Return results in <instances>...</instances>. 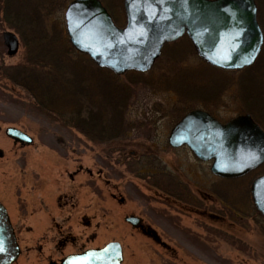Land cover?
I'll list each match as a JSON object with an SVG mask.
<instances>
[{
	"label": "rangeland",
	"instance_id": "1",
	"mask_svg": "<svg viewBox=\"0 0 264 264\" xmlns=\"http://www.w3.org/2000/svg\"><path fill=\"white\" fill-rule=\"evenodd\" d=\"M3 1L0 200L21 250L12 264H58L68 254L110 241L121 245V264H264V216L249 193L250 182L264 174V164L247 177L222 179L210 171V161L199 160L186 146L172 148L167 142L173 124L191 109L205 110L221 123L248 113L264 130V42L251 66L226 71L202 61L183 36L162 47L150 70L128 71L117 78L108 69L94 70L85 54L67 53L90 74L89 82L98 81L90 93L99 96L113 86L118 85L119 91L126 87V130L107 139L91 132L90 138L35 108L34 94L26 88L35 78L12 82L3 73L30 66L25 64L27 45L5 21ZM19 1L22 5L14 6L24 16L32 4L46 7L48 14L41 20L55 47H72L64 21V10L72 0L13 4ZM100 1L122 27L123 0ZM254 1L264 34V0ZM4 31L19 38L14 55L2 45ZM32 36L35 33H28L27 39ZM52 102L55 106L56 100ZM56 105L63 113L71 111L64 101ZM7 127L26 133L32 142L15 143L5 134ZM154 168L177 179L192 198L183 193L176 198L170 193L181 189L171 186L169 192L152 184L154 179L144 171ZM130 215L142 219L141 229L125 221Z\"/></svg>",
	"mask_w": 264,
	"mask_h": 264
},
{
	"label": "water",
	"instance_id": "2",
	"mask_svg": "<svg viewBox=\"0 0 264 264\" xmlns=\"http://www.w3.org/2000/svg\"><path fill=\"white\" fill-rule=\"evenodd\" d=\"M123 9L122 27L114 23L100 0H72L64 11L66 33L75 50L116 75L147 71L163 45L182 35L203 61L225 70L251 65L263 44L254 0H123ZM2 38L7 54L14 55L17 36L4 31ZM5 134L20 143L32 142L15 127H7ZM167 142L173 148L185 145L199 160L211 161L210 171L224 178L242 176L264 163V130L250 114L220 123L205 110H190L170 129ZM249 191L255 208L264 216V174L252 180ZM125 221L133 227L142 226L138 216H126ZM19 254L0 203V264H12ZM121 262V245L110 241L68 254L58 264Z\"/></svg>",
	"mask_w": 264,
	"mask_h": 264
},
{
	"label": "trees",
	"instance_id": "3",
	"mask_svg": "<svg viewBox=\"0 0 264 264\" xmlns=\"http://www.w3.org/2000/svg\"><path fill=\"white\" fill-rule=\"evenodd\" d=\"M3 2L2 11L5 21L19 33L23 44L27 45L28 51L25 58L27 61H25V64H30V66H27L29 70L19 65L15 67L14 72L6 69L3 73L12 82H21L22 79L27 77L35 78V80L32 79L34 83L26 88L31 94H34L35 108L37 110L40 109L47 118L58 121L64 126L76 128L86 136L94 132L96 137L100 139L115 138L122 134L128 126L123 118L126 110V87L124 91H119V86L116 85L104 95L100 92L99 96L93 92L90 93L89 88L91 89L92 86L98 87V81H94L95 79L90 80V82L94 81L90 84V74L85 73L82 68L80 70L79 66L75 65L76 61L71 60L69 55H67V53H72L73 51L77 53L71 46L65 49L62 48V50H58L55 47L54 37L48 35L45 31V22L43 25L41 20L42 17L45 18L48 14L45 12L46 7L32 4L28 16H24L20 10L15 8L17 5H22L20 4L21 1L18 2L19 4H13L12 0H4ZM53 2L54 0H52ZM11 3L12 5H10ZM47 11L49 12V10ZM28 33H35L36 37L32 36L27 39ZM86 60H88L94 70L100 69L88 57ZM73 62L74 64H71ZM70 67L72 69H69ZM67 69L69 70L67 71ZM112 77L117 78L115 75H112ZM52 100H56L55 106L52 105ZM63 101L66 103V107L71 105V111L67 112V114L56 109L58 108L56 104ZM119 101L124 102L123 106L119 105ZM103 112L104 114H102ZM89 136L92 138L91 134ZM145 164L149 165L150 163L145 162ZM144 172L152 180L154 179L155 183L152 184L164 191L168 190L170 192L171 186L175 189H181L178 194L170 193L176 198L179 195L184 196L183 194H186L188 199L192 198L186 187L177 179L170 177L167 172L156 168L152 171ZM248 175L249 173L244 175V177ZM232 213H234L233 210Z\"/></svg>",
	"mask_w": 264,
	"mask_h": 264
},
{
	"label": "flooded vegetation",
	"instance_id": "4",
	"mask_svg": "<svg viewBox=\"0 0 264 264\" xmlns=\"http://www.w3.org/2000/svg\"><path fill=\"white\" fill-rule=\"evenodd\" d=\"M16 36H17V35H16ZM17 38H18V36H17ZM2 45L5 46V48H6V53H7V47H6V45L4 44V42H3V38H2ZM18 47H19V38H18ZM17 50H18V49H17ZM15 54H16V53H15ZM15 143H18V142L16 141ZM20 144H24V143H20ZM0 203L2 204L1 200H0ZM2 205H3V204H2ZM3 206H4V208H5V210H6L7 214H8L7 208L5 207V205H3ZM8 218H9V216H8ZM9 221H10V218H9ZM10 223H11V222H10ZM11 226H12V224H11ZM13 232H14V235H15V238H16V241H17V235H16V232H15L14 229H13ZM20 253H21V250H20ZM48 264H50V262H49Z\"/></svg>",
	"mask_w": 264,
	"mask_h": 264
}]
</instances>
